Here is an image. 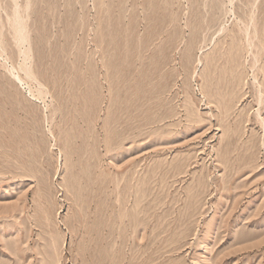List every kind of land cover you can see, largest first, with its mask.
<instances>
[{
  "label": "rangeland",
  "instance_id": "374dc122",
  "mask_svg": "<svg viewBox=\"0 0 264 264\" xmlns=\"http://www.w3.org/2000/svg\"><path fill=\"white\" fill-rule=\"evenodd\" d=\"M0 264H264V0H0Z\"/></svg>",
  "mask_w": 264,
  "mask_h": 264
},
{
  "label": "bare ground",
  "instance_id": "6f19581e",
  "mask_svg": "<svg viewBox=\"0 0 264 264\" xmlns=\"http://www.w3.org/2000/svg\"><path fill=\"white\" fill-rule=\"evenodd\" d=\"M19 3H20V2H19ZM26 7H27V6H26ZM27 8H28V7H27ZM27 8H26V9H27ZM13 11H14V15H15V17H16V18H15V17H14V18L18 20V19H19V16L21 15V14H20L21 11H20V7H19V5L17 4L16 1H15V7H14V10H13ZM24 11H25V10H24ZM22 14H23V13H22ZM15 19H13V20H15ZM17 20L14 21V22L17 23ZM15 23H14V24H15ZM16 26H17V27H15L14 29L16 30V32H17L18 34H20V32L23 30V27H22L21 22H20V24L17 23ZM19 40L21 41L20 44L24 45L25 40H24L22 37H20V36L17 35V42H18ZM20 41H19V42H20ZM26 45H27V44H26ZM19 46L21 47V45H19ZM20 52H21V50H20ZM22 53H23V52H22ZM25 54L27 55V53H25ZM25 54H24V55H25ZM22 55H23V54H22ZM26 55H25V56H26ZM26 57H27V56H26ZM22 58H23V56H22ZM24 59H25V58H23V60H24ZM27 59H28V57H27ZM27 59H26V60H27ZM32 59H33V58H32ZM24 62H26V61H24ZM20 63H21V62H20ZM13 68H14V67H13ZM26 71H27V70H26ZM26 73H27V72H26ZM28 74H29V73H28ZM17 78H18L19 81H21L19 77H17ZM30 95H31V94H30ZM35 97H36V96H35Z\"/></svg>",
  "mask_w": 264,
  "mask_h": 264
}]
</instances>
